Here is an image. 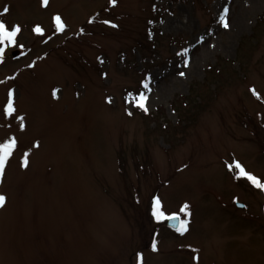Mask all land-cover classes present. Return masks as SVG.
<instances>
[{
  "label": "rangeland",
  "instance_id": "374dc122",
  "mask_svg": "<svg viewBox=\"0 0 264 264\" xmlns=\"http://www.w3.org/2000/svg\"><path fill=\"white\" fill-rule=\"evenodd\" d=\"M262 15L264 0H0L20 27L0 44V264H264V190L235 167L264 183ZM157 198L186 230L152 215Z\"/></svg>",
  "mask_w": 264,
  "mask_h": 264
},
{
  "label": "snow or ice",
  "instance_id": "6c2138e0",
  "mask_svg": "<svg viewBox=\"0 0 264 264\" xmlns=\"http://www.w3.org/2000/svg\"><path fill=\"white\" fill-rule=\"evenodd\" d=\"M42 2L46 5L48 0H42ZM110 3L112 5H115L117 3V0H110ZM8 8L7 6L3 9V12H7ZM228 12V9L225 8L224 12L221 14L220 16V22L222 24V26L224 28H228L229 24L226 20V14ZM56 24H57V28L58 30H63L64 25L61 23V18L57 15L54 17ZM103 23L105 24H109L111 23L110 21H103ZM113 27H116V25H112ZM20 31V27L18 25L16 26H12L11 30H9V28L5 25V23L0 20V44H8V45H14L16 44V36L18 34V32ZM35 32L37 33H41L42 30L39 26H36L34 29ZM22 47V45H21ZM3 48H0V53H3ZM187 49L184 50V53H187ZM188 66V60L184 61V67ZM181 77H183L185 75V73L183 71L178 73ZM145 87H147V85H145ZM251 91H253L254 95H258L256 94L255 90L252 89ZM55 94V92H54ZM12 91L8 92V103L5 107V113L7 115H11L14 111L13 108V101H12ZM259 98V97H258ZM146 97L144 95H140L138 98V106L143 109L145 112H147V108L145 107V101ZM131 114V113H129ZM21 127H23V125H21ZM15 143V141H12L10 143H5L3 145H0V173L3 172V166H4V162L5 160L8 158V156L10 155V150L13 146V144ZM27 163V161H25V164ZM235 167L237 169H239V176L245 178L247 181H249L254 187L264 190V183H262L255 175L246 172L244 170V168L239 164L236 163ZM5 196L0 194V206H3L5 203ZM188 206L185 205L184 208H187ZM183 211V209H182ZM152 215L157 219V220H161V219H168V220H173V219H177V217L175 215H170V216H166L165 213L161 210V202L160 200L154 199L153 201V207H152ZM181 230H186L185 229V223L181 222L180 224V228L178 229V231ZM152 249L155 251L156 250V243L155 241H153L152 243ZM138 256L140 255L139 253L137 254Z\"/></svg>",
  "mask_w": 264,
  "mask_h": 264
},
{
  "label": "water",
  "instance_id": "95a60500",
  "mask_svg": "<svg viewBox=\"0 0 264 264\" xmlns=\"http://www.w3.org/2000/svg\"><path fill=\"white\" fill-rule=\"evenodd\" d=\"M237 207L242 208V206H240V205H237ZM179 224H180V221H179L178 217H177V219L167 220L168 227H170L172 229H177L179 227Z\"/></svg>",
  "mask_w": 264,
  "mask_h": 264
},
{
  "label": "trees",
  "instance_id": "16d2710c",
  "mask_svg": "<svg viewBox=\"0 0 264 264\" xmlns=\"http://www.w3.org/2000/svg\"><path fill=\"white\" fill-rule=\"evenodd\" d=\"M258 22H260L261 24H264V15H262L259 19Z\"/></svg>",
  "mask_w": 264,
  "mask_h": 264
},
{
  "label": "flooded vegetation",
  "instance_id": "af4514ba",
  "mask_svg": "<svg viewBox=\"0 0 264 264\" xmlns=\"http://www.w3.org/2000/svg\"><path fill=\"white\" fill-rule=\"evenodd\" d=\"M237 203V202H236Z\"/></svg>",
  "mask_w": 264,
  "mask_h": 264
}]
</instances>
